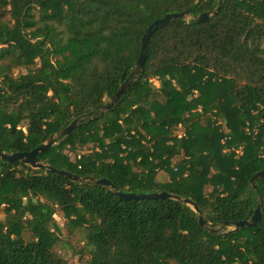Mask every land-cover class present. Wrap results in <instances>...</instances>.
Masks as SVG:
<instances>
[{
    "label": "trees",
    "instance_id": "16d2710c",
    "mask_svg": "<svg viewBox=\"0 0 264 264\" xmlns=\"http://www.w3.org/2000/svg\"><path fill=\"white\" fill-rule=\"evenodd\" d=\"M219 3L0 0V24L11 22L0 26V149L31 151L91 114L40 160L122 192L190 199L206 223L180 200L125 199L0 160V264H69L55 250L62 229L48 224L57 210L82 228L76 254L88 264H264V177L251 182L264 170V0ZM183 11L192 18L152 34L143 68L102 115L148 26ZM259 203L256 225H229Z\"/></svg>",
    "mask_w": 264,
    "mask_h": 264
},
{
    "label": "water",
    "instance_id": "95a60500",
    "mask_svg": "<svg viewBox=\"0 0 264 264\" xmlns=\"http://www.w3.org/2000/svg\"><path fill=\"white\" fill-rule=\"evenodd\" d=\"M222 5V0H220V3L218 7ZM218 10H208L206 12L200 13L195 17L196 22L206 21L210 18V16L217 13ZM183 18H192V15L188 11L178 12V13H169L163 18H159L155 20L151 25L148 26L146 29L143 37H142V47H141V53L140 56L136 62V68L130 74L128 79L122 84V86L118 89L116 94L109 100V102L103 107V111L101 114L103 115L105 111L111 109L114 107L115 103L127 92V89L130 87L132 82L135 80L136 76L139 74L140 70L143 68L145 60H146V46L148 44L149 39L151 38L152 34L158 29L163 27L169 22H173L175 20H182ZM91 114H86L82 116L79 119H76L72 121L68 126L61 129L58 133L57 137L55 134H51L48 140L44 143H41L36 148L32 149L31 151L27 152H5L2 149H0V160L6 161L9 163H14L17 161H21L24 164H29L33 168H41V169H49L58 175L65 176L69 178L72 181L75 182H85L88 184H95V185H101L112 192H114L116 195L125 198V199H158L163 200L166 198L180 200L186 204H188L194 211L199 215V223L201 226H206V223L203 219L202 212L198 208V206L190 199L182 198L176 194L168 193L165 191L162 192H154L151 194H135V193H129V192H122L119 191L114 183H112L109 179L106 178H99L96 179L94 177H80L79 175L72 173L70 171L62 170L54 168L44 162H42L39 158V155L42 152H45L48 150L51 146H53L58 138H61L63 136H66L70 134L79 124V122H83L85 118L90 117ZM96 118V116H94ZM264 177V170L257 172L251 179V182L254 183L257 179ZM262 219V211H261V204L259 203L253 213V215L250 218H246L241 221L232 222L229 225H233L235 228H241L244 226H254L256 225L260 220ZM228 224V223H226ZM211 230H215L213 226H210Z\"/></svg>",
    "mask_w": 264,
    "mask_h": 264
},
{
    "label": "rangeland",
    "instance_id": "374dc122",
    "mask_svg": "<svg viewBox=\"0 0 264 264\" xmlns=\"http://www.w3.org/2000/svg\"><path fill=\"white\" fill-rule=\"evenodd\" d=\"M11 24L9 20H3L0 24L1 27H7ZM23 120L24 122H27L28 120V114H23ZM184 126H182L181 123L177 125V133L178 136H183ZM18 130H21L24 134L27 133V126L24 124L20 127H18ZM87 150H84L82 148H77L78 154H81V152H86ZM184 152L182 151L181 155H178L174 158L181 160L183 157ZM73 156H75L73 154ZM173 161V162H174ZM55 221L56 224L59 226V228L62 229V235L61 240L59 241L58 245L56 246L55 250L58 254L61 255V257L69 262V264H88L89 261V255L84 254H76V252H79L81 250H85L84 245V236L82 234V228L79 230L75 229L74 226H69V222H67V216L63 215L61 211L57 210L56 214L53 216V219L49 220L48 224L49 227L51 226V222Z\"/></svg>",
    "mask_w": 264,
    "mask_h": 264
},
{
    "label": "built area",
    "instance_id": "2783aa9c",
    "mask_svg": "<svg viewBox=\"0 0 264 264\" xmlns=\"http://www.w3.org/2000/svg\"><path fill=\"white\" fill-rule=\"evenodd\" d=\"M179 137H181V136H179Z\"/></svg>",
    "mask_w": 264,
    "mask_h": 264
}]
</instances>
